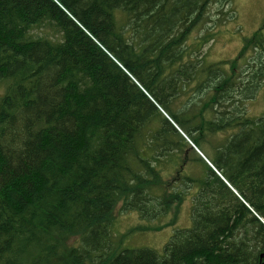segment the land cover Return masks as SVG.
Returning <instances> with one entry per match:
<instances>
[{
    "label": "trees",
    "instance_id": "trees-1",
    "mask_svg": "<svg viewBox=\"0 0 264 264\" xmlns=\"http://www.w3.org/2000/svg\"><path fill=\"white\" fill-rule=\"evenodd\" d=\"M216 1L0 0V264H233L234 227L248 216L264 227V114L228 107L237 56L193 57L215 38ZM201 28L210 33L190 44ZM253 37L239 59L264 53V34ZM247 67L246 101L263 90L264 56ZM205 82L213 96L190 93ZM217 106L225 114L207 118ZM169 164L179 167L166 178ZM173 175L196 190L192 227L162 254L127 247L116 207L178 211Z\"/></svg>",
    "mask_w": 264,
    "mask_h": 264
},
{
    "label": "rangeland",
    "instance_id": "rangeland-1",
    "mask_svg": "<svg viewBox=\"0 0 264 264\" xmlns=\"http://www.w3.org/2000/svg\"><path fill=\"white\" fill-rule=\"evenodd\" d=\"M231 7L233 10L227 11ZM227 11V12H226ZM211 15H212V23L211 26H207V28L216 29L215 38L212 41H209L208 43L204 44V47L202 48L201 54H194L193 57L200 58L201 56H207V62H222L224 60H230L232 58H236L237 64L239 63V68L235 71V82L233 83V88L237 89L239 93L237 94L236 101H230L228 104V107H235L240 106L244 107L247 106V110L249 112V115L253 114L255 117H261L262 114H264V95L262 92L263 90L257 95L252 98V95L256 93L255 88H252L250 91H246V95H251V97H247L246 100H242L244 96V91L242 90L244 86L242 85L243 80H246V75L253 69L249 68L247 66H252L253 63L257 60H261L264 56L263 52L259 51H253L252 55L248 57L246 62L245 60L239 59V56L241 52L245 49L246 45L249 46L251 44V41L253 40L254 34H256L258 31H261V33L264 34V0H233L232 3H229V0H218L214 2V4L211 6L210 9ZM225 19V23L221 20ZM216 25V26H215ZM215 26V27H214ZM209 32V29H200L195 30L192 32L189 43H194L198 38L202 37L206 32ZM230 62V61H229ZM225 63V62H223ZM229 65H226V68L228 70ZM228 72L232 74V70L229 68ZM248 84V83H247ZM197 83L193 84V90L190 93L195 94L197 91H199L201 88H207L202 93H210L212 96L213 93V84L209 82H205L204 85L200 87H196ZM210 86V87H207ZM255 87V85H254ZM200 93L198 96L192 97L190 100V104L202 94ZM188 94L181 96L180 100L185 99V103H187ZM188 106V105H187ZM194 106L191 105L190 107ZM197 108V106L194 107V109ZM225 108H219L218 106L215 108V115L212 116L210 113L211 111H207L206 116L210 119H216L214 117L222 116L225 113ZM221 135H225V133H220L219 136L213 135V140L219 139ZM223 139L221 140L220 144H222ZM229 143L224 145L225 147L223 150H228ZM229 145V146H228ZM193 146V145H192ZM200 148L207 154L208 157L211 159H215L214 154L212 152V149L214 145H207L205 142V139L201 140L199 142ZM218 147H215L214 149H217ZM215 151V150H214ZM198 152L205 158L204 160L212 167V163L210 162L209 158L206 157L203 153H201L199 150ZM225 152V151H224ZM219 157V154H217V158ZM167 162H164L166 164ZM170 165V170L164 169V177L171 174H174V171L179 166L172 167V164ZM168 166V165H167ZM166 166V167H167ZM192 167H197V171H204V166L202 165V162L199 163L196 160V163L192 165ZM215 169V168H214ZM191 170V173H188L192 176H198L200 172ZM201 173V175H202ZM177 176L173 175V179ZM223 178V177H222ZM172 179V177H171ZM179 181H174L171 184H175ZM179 187L184 188V201L179 206L178 211L173 208L170 211H161L159 212L160 206H158L155 209H151L149 207L147 214H154V218H147L142 215V213L136 211V210H127L123 208L122 203L116 207L114 212V218L117 221V223L114 225L113 229L115 232H120L121 234H127L125 239V245L127 247L131 248H150L155 250L157 253L162 254L164 251L165 246L170 242V239L172 235L175 233V231H178L180 229L190 228L192 227V215H193V208H194V201L196 197L195 189H192L190 185H185L181 182L178 183ZM150 206V205H149ZM261 220L264 222V219L261 218ZM238 224V221H237ZM137 226H146L142 227L139 230H135L133 232H130L132 228H137ZM158 226H162L161 228H155ZM258 234H261V232L257 231ZM243 249V248H242ZM246 250V249H245ZM239 255V254H238Z\"/></svg>",
    "mask_w": 264,
    "mask_h": 264
},
{
    "label": "flooded vegetation",
    "instance_id": "flooded-vegetation-1",
    "mask_svg": "<svg viewBox=\"0 0 264 264\" xmlns=\"http://www.w3.org/2000/svg\"><path fill=\"white\" fill-rule=\"evenodd\" d=\"M259 206L264 209V203ZM245 218L246 222L235 226L233 230L231 244L234 255L233 264H264V227L255 217L248 216ZM262 219H264V214H262ZM257 231L263 233V237L259 234L260 239L255 237L258 234ZM242 246L249 247L251 258L248 262H240V258H237Z\"/></svg>",
    "mask_w": 264,
    "mask_h": 264
},
{
    "label": "bare ground",
    "instance_id": "bare-ground-1",
    "mask_svg": "<svg viewBox=\"0 0 264 264\" xmlns=\"http://www.w3.org/2000/svg\"><path fill=\"white\" fill-rule=\"evenodd\" d=\"M209 185V184H208ZM218 185V184H217ZM219 186V185H218ZM235 192H236V190L234 189V188H232ZM226 190V189H225ZM230 197V196H229ZM186 229V228H185Z\"/></svg>",
    "mask_w": 264,
    "mask_h": 264
}]
</instances>
